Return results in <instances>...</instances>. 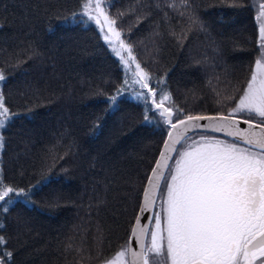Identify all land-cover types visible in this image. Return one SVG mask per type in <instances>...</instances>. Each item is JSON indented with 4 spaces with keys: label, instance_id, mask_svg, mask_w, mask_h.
<instances>
[{
    "label": "trees",
    "instance_id": "1",
    "mask_svg": "<svg viewBox=\"0 0 264 264\" xmlns=\"http://www.w3.org/2000/svg\"><path fill=\"white\" fill-rule=\"evenodd\" d=\"M174 1L111 0L106 10L135 6L147 16L130 32L135 15L118 23L143 66L164 78L155 87L192 114L227 112L216 100L240 94L258 53L251 1L189 0L206 30L193 27L182 41L171 33L187 31L186 9ZM79 11L80 0H0V93L17 113L0 130V178L31 197L15 198L8 212L0 204L8 238L0 251L14 253L7 264H77L65 249L82 242L83 264L120 249L166 132L143 122L144 104L130 90L117 95L125 79L119 59L97 26L72 16Z\"/></svg>",
    "mask_w": 264,
    "mask_h": 264
},
{
    "label": "snow or ice",
    "instance_id": "2",
    "mask_svg": "<svg viewBox=\"0 0 264 264\" xmlns=\"http://www.w3.org/2000/svg\"><path fill=\"white\" fill-rule=\"evenodd\" d=\"M110 2L80 0V11L72 16L86 17L87 22L97 25L125 73L117 95L130 90L132 97L144 104L143 122L152 124L155 120L157 125H166L167 138L147 177L140 204L142 214L155 209L159 201V211H153L151 216L154 227L143 226L137 215L128 242L101 264H264V4L260 5L257 17L258 56L246 87L237 90L238 98L235 94L220 97L217 92V105L232 106L227 112L208 115L187 112L175 102L170 91L153 85L154 79L156 84H165L164 78H156L143 66L118 23L126 15H135V24L128 28L130 32L147 16L136 15L135 6L113 15L106 10ZM224 2L240 6L239 0ZM181 3L186 11L180 15H187L188 29L181 35L171 33L178 41L186 40L193 27L206 30L189 0ZM5 79L0 71V81ZM117 95L109 97L110 108L116 104ZM16 115L0 93V129ZM241 123L247 127L241 128ZM200 128L223 132L233 139L202 136L195 141L187 135ZM3 140L0 136V149L4 147ZM170 160L174 163L170 164ZM19 197H27L31 202L24 188L0 178L3 211L8 212L7 205ZM98 240L102 244V233ZM133 240L139 251L133 250ZM7 242L8 238L0 234V247L6 248ZM65 250L75 251L80 257L77 264H83V242L75 248L68 244ZM13 256L12 251H0V264H7Z\"/></svg>",
    "mask_w": 264,
    "mask_h": 264
},
{
    "label": "water",
    "instance_id": "3",
    "mask_svg": "<svg viewBox=\"0 0 264 264\" xmlns=\"http://www.w3.org/2000/svg\"><path fill=\"white\" fill-rule=\"evenodd\" d=\"M198 114H199V113H198ZM212 114H216V113H209L208 115H212ZM200 123H207V121H202V122H200ZM165 126H166V125H165ZM240 127H241V128H246L247 125L241 123ZM165 131H166V132H165V135H164V137H163V139H162V141H161L162 143H161V145H160V147H159V149H158V151H157V156H156L155 160L159 157V153H160V151H161L162 148H163L164 140L167 138V126H166V130H165ZM199 132H204V133H208V134L212 133V134H215V135H218V136L226 137V138L231 139V140L233 139L232 137L226 136L225 133H223V132H213V131H211V129H203V128L191 130V131H189V132L187 133V135H190V134H192V133H199ZM177 148H178V145H177ZM172 155L174 156L175 153H172ZM155 160H154L153 163H152L153 165H154V163H155ZM170 161H171V160H170ZM170 161H169V163H170ZM153 165H152V166H153ZM152 166H151V168H152ZM151 168L149 169V171H148V173H147V177H148V175H149L150 172H151ZM146 184H147V178L145 179V182H144V184H143L142 191H141L140 196H139V197H140V200H139V203H138V206H137L138 210H137V212H136V214H135V216H134V218H133L134 220H133V222H132V224H131L129 230L131 229L132 225L136 222V217H137V215H140V217H141V218H140V223H141L143 226H146V227L149 228V225H150V223H151V221H152L151 216H152V214H153L154 209H153L152 211H147V212H144V213H142V214L140 213L141 198H142V194H143V189H144V187L146 186ZM0 204H1V202H0ZM129 233H130V231H129ZM129 233H128V238H127V240H126L127 242H128V240H129ZM132 248H133L134 251H139V248L137 247L135 240L132 241Z\"/></svg>",
    "mask_w": 264,
    "mask_h": 264
},
{
    "label": "rangeland",
    "instance_id": "4",
    "mask_svg": "<svg viewBox=\"0 0 264 264\" xmlns=\"http://www.w3.org/2000/svg\"><path fill=\"white\" fill-rule=\"evenodd\" d=\"M173 2H174V4H175V1L174 0H172ZM251 1V6H252V8L254 9V12H255V19H256V21H257V25H258V29H259V21H258V19H257V17H258V12H259V9H260V5L261 4H264V0H250ZM95 26H97L94 22H92ZM106 44V43H105ZM107 47H108V45H107ZM259 51V50H258ZM257 56H258V53H257V55H256V57H255V59L257 58ZM254 62H255V60H254ZM253 67H254V64H253ZM252 67V68H253ZM251 71H252V69H251ZM251 71H250V75H251ZM249 78H250V76H249ZM248 78V79H249ZM247 82V81H246ZM246 84V83H245ZM246 87V86H245ZM237 98H238V96H237ZM232 105L231 104H229V105H227V106H225L224 108L226 109V110H228V107H231ZM1 130V129H0ZM189 136H191L192 137V140H195V141H199L200 139H201V137L202 136H208V137H212V138H216V139H221V140H228V141H231V139H228V138H226V137H223V136H218V135H214V134H206V133H202V132H199V133H196V134H191V135H189ZM189 143H191V141H189ZM180 147V145L178 146V148ZM176 155V154H175ZM174 155V156H175ZM170 163H174V161H172L171 160V162ZM154 211H159V201H157V207L154 209ZM152 227H154V221L152 220L151 221V223H150V225H149V228H152ZM115 248H113V250H114ZM118 250H119V248H118ZM116 252V250H114L113 252H112V254H109V255H107V257H109V256H111V255H113L114 253ZM105 258V257H104ZM103 258V259H104ZM103 259H101L99 262H97V264H101V262H102V260Z\"/></svg>",
    "mask_w": 264,
    "mask_h": 264
}]
</instances>
